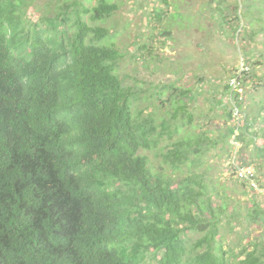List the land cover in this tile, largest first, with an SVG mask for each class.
Masks as SVG:
<instances>
[{
  "label": "trees",
  "instance_id": "1",
  "mask_svg": "<svg viewBox=\"0 0 264 264\" xmlns=\"http://www.w3.org/2000/svg\"><path fill=\"white\" fill-rule=\"evenodd\" d=\"M34 2L0 0V264H264V238L245 234L247 244L237 252L222 242L224 222L233 229L258 224L264 233V206L230 164L253 207L240 210L238 203L228 211L225 186L204 167L217 139L206 130L171 141L157 170L141 151L164 135L173 139L193 119L179 97L191 89L157 85L169 119L156 123L153 113H135L144 89L117 73L121 51L101 43L109 28L81 15L101 20L118 4L99 0L71 13L65 3L54 16L46 10L34 20L27 16ZM239 4L219 8L226 23L237 22L234 36L248 34L244 18L249 26L264 21V0H245L243 11ZM249 71L240 74V126L229 100L231 77L213 88L225 100L214 96L212 103L228 115L219 135L226 155L234 154L235 138L244 146L238 152L264 168V103L252 117L244 107ZM165 88L175 93L164 98ZM250 145L255 151H245Z\"/></svg>",
  "mask_w": 264,
  "mask_h": 264
},
{
  "label": "rangeland",
  "instance_id": "2",
  "mask_svg": "<svg viewBox=\"0 0 264 264\" xmlns=\"http://www.w3.org/2000/svg\"><path fill=\"white\" fill-rule=\"evenodd\" d=\"M74 1L78 7L72 5ZM98 1L35 0L33 6L28 9L27 16L36 20L38 14L46 10L54 16L55 11L60 10L65 3L70 4L68 11L73 13L76 9L81 10L82 7L92 8ZM109 1L118 4V9L112 15L101 20H92L91 12H81V15L91 25H103L109 28V35L102 39L101 43L110 41L121 51L122 58L118 62L117 73L125 84L144 89L141 98L134 105L135 113L142 109L145 110L144 116L153 113L156 123L169 119L171 108L161 106L160 99L155 94L157 85L162 87L163 84H172L181 89H191L189 95L179 97L187 103L193 119L191 121L187 119L188 124H185L173 139L164 135L159 145L141 150L148 155L151 166L157 170L164 165L160 154L166 151V146L171 141L182 138L185 134L188 136L207 130L208 135L212 139H217L219 143L217 146L210 144L204 167H209V173L214 180L225 186L230 196L228 199L230 198L231 206L228 211H232V205L238 203L241 205L240 210L253 207V202L243 193L246 189L240 185L242 183L235 177L230 165L232 161L230 158L235 152L240 161L246 157L248 159V153L241 155L234 150L231 157L226 155L225 151L229 148L225 147L219 135L227 130L225 123L228 115L222 106L213 105L212 101L214 96L218 101L221 98L225 100L222 91L220 90L219 94L215 93L214 87L217 86V89L223 87L235 69L243 71L246 67H250L245 110L252 117L264 103V21H257L249 26L244 18L248 34L245 35L242 30H237L234 36L232 25L236 26L237 22L231 26L226 23L219 8L227 11L228 7L230 10L237 2L243 5L242 10L240 9L243 11L245 0H227L221 3L222 6H218L219 0H168L169 5L162 0ZM234 16L235 12H232L229 17L233 19ZM261 28L263 30H260ZM167 31L170 33H166ZM238 31L239 35H237ZM247 60L252 63H248ZM200 77H203V81H200ZM163 91L164 98L170 97L174 92L171 88H165ZM178 101L179 99L175 100L174 104L176 105ZM152 103L156 106L153 107ZM160 130L161 128L157 127V131ZM252 146L250 145L245 151H255ZM243 149L244 146L241 145L240 150ZM249 161L255 167L261 183L255 197L264 206V168L257 162L251 163L250 158ZM187 168V165L182 166L184 171H187ZM166 172L172 176L183 175L181 171L174 173L171 168H167ZM249 193L253 196L252 192ZM247 233L253 240L264 238L263 228L258 224L244 223L236 226L235 229L227 222L221 225L225 248L231 247L236 252L247 244L248 239L244 236ZM191 236L196 238L200 234L191 233Z\"/></svg>",
  "mask_w": 264,
  "mask_h": 264
},
{
  "label": "built area",
  "instance_id": "3",
  "mask_svg": "<svg viewBox=\"0 0 264 264\" xmlns=\"http://www.w3.org/2000/svg\"><path fill=\"white\" fill-rule=\"evenodd\" d=\"M248 69L249 67H246V69H243V71H246ZM243 71H237V74L231 77L230 79L231 92L229 94V100L233 105L234 115L237 117L236 123L237 125L239 124V126L241 125L240 108L239 106H237L236 102L237 100H241L243 98L242 93H243L244 88L240 85V74ZM236 92L240 93L239 97L236 96L235 94ZM237 134H238V131H237ZM232 143L234 145V150L239 151L241 148V143L235 140V138L232 139ZM231 164L233 165L236 176L239 180L246 182L248 185L253 187L256 191L260 190L256 170L252 164H245L242 161H240L237 158L236 152L233 155Z\"/></svg>",
  "mask_w": 264,
  "mask_h": 264
}]
</instances>
